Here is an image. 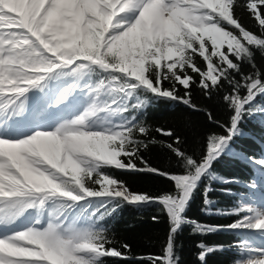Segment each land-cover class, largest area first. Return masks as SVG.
<instances>
[{
	"label": "snow or ice",
	"instance_id": "obj_1",
	"mask_svg": "<svg viewBox=\"0 0 264 264\" xmlns=\"http://www.w3.org/2000/svg\"><path fill=\"white\" fill-rule=\"evenodd\" d=\"M238 7L258 23L261 36L237 17ZM253 49L264 54V0H246L242 6L239 0H0V230L29 212L40 217L24 230L0 235V264L129 260L130 246L122 245L126 251L112 247L105 221L122 205L140 203L161 206L170 224L164 256L153 257L151 264H177L174 238L190 223L184 216L190 193L226 150L254 159L229 147L243 134L246 117L264 120V106L256 103L264 97V72ZM244 64L250 73L242 71ZM61 77L74 82L56 97V105L80 90L90 98L85 112L53 131L8 138L25 118L43 120L46 109H31L28 94ZM193 85L209 98L225 85L230 88L223 95L231 111L229 122L220 125L224 134H210L199 159L181 150L183 141L171 129L155 131L172 143L141 139L150 135L142 120L150 101L198 110ZM157 143L174 154L183 174L162 172L144 159L141 150ZM256 162L264 167V161ZM107 169L163 176L174 182L175 191L156 197L133 193ZM211 190L205 188V205ZM226 214L240 219L197 225L195 231L264 230V216L249 207ZM198 247L202 264L208 254L223 250L221 245ZM234 247L241 255L249 253L234 264H264V249Z\"/></svg>",
	"mask_w": 264,
	"mask_h": 264
},
{
	"label": "trees",
	"instance_id": "obj_2",
	"mask_svg": "<svg viewBox=\"0 0 264 264\" xmlns=\"http://www.w3.org/2000/svg\"><path fill=\"white\" fill-rule=\"evenodd\" d=\"M239 3L242 6L246 0H239ZM236 15L248 30L257 36L262 35L258 23L245 8L238 7ZM253 50L257 68L264 72V54L259 50ZM197 63L201 68L205 67L202 58L197 57ZM242 71L248 74L252 69L244 64ZM192 75L197 81L199 80L198 76ZM169 86L165 81L164 87ZM191 91L192 101L198 110L170 100L150 101L142 116L143 123L150 129V135L141 139L172 143V139L155 131L156 128L171 129L183 141L180 145L181 150L199 159L205 150L207 137L213 133L224 134L220 125L229 122L231 111L225 105L223 95L230 91V88L225 85L220 91L214 92L211 98L195 85L191 87ZM180 94L183 95L182 88ZM244 94L246 93L242 89L241 95ZM256 103L264 106V97H257ZM208 113L212 114V119H209ZM241 128L243 134L236 137L229 147L235 153L242 152L254 159L238 158L225 152L214 162L209 175L201 178L196 189L190 193L184 213L190 223L184 224L174 238L177 264H202L198 259L202 252L198 245L201 244L206 248L223 246L222 251L208 254L204 264H234V261L242 258L240 250L234 247L243 244L246 240L240 230H217L207 234L195 231L197 225L202 228L214 227L239 220V216L226 213L250 203L255 192L264 193L263 177L248 161H264V120L246 117L242 121ZM141 155L151 166L159 168L162 172L177 175L184 173L174 154L160 143L149 144L147 150H141ZM121 159L125 158L121 157ZM106 171L115 178L123 180L133 193H146L156 197L175 191L174 182L163 176L115 169ZM208 187L212 189L207 193L210 203L205 205V188ZM99 202L96 201L97 204ZM91 203L92 201H89V204ZM153 216L158 217V222L153 221ZM105 224L108 227V235L113 241L112 247L126 251L122 245L130 246V252H126L130 257L129 260L106 258L107 264H151L153 257L164 256V249L169 241L170 224L166 213L161 211V206L144 203L124 204L119 208L118 214H114V218H106Z\"/></svg>",
	"mask_w": 264,
	"mask_h": 264
},
{
	"label": "rangeland",
	"instance_id": "obj_3",
	"mask_svg": "<svg viewBox=\"0 0 264 264\" xmlns=\"http://www.w3.org/2000/svg\"><path fill=\"white\" fill-rule=\"evenodd\" d=\"M122 19H129L128 17H122ZM71 77H61L59 79H55L52 81L47 82L45 87V94L39 97L37 99V102L34 105L29 106L31 109H39L40 107L44 106L43 109H46V115L44 116L43 120L53 121L56 118L61 117L63 115H67V113L71 112V109H78L77 113L81 116L85 110L87 109L90 98L85 95L83 91L77 90L75 91L65 103L57 106L55 103L56 97L59 96L60 92L63 90V88L68 87L69 84L73 83V80H70ZM29 97V94H28ZM39 101H43L42 103H39ZM51 104V105H49ZM51 106L55 107L56 113L54 115L51 113ZM79 116V117H80ZM78 118V117H76ZM23 120L21 123L23 126H17L13 129L11 133H8V138L10 139H19L22 137H25L27 135L32 134L35 130H41V131H53L55 130V127H35L38 123H33L31 120L27 119ZM41 121V120H40ZM61 122V121H60ZM59 122V123H60ZM35 125V126H34ZM45 128V129H43ZM226 152H228L226 150ZM257 171H259L263 177L264 180V167H262L260 164H258L256 161L248 160ZM244 207H249L254 210V214L264 216V193L258 194L255 192L254 196H252V199H250V203H246ZM40 218L36 213L29 212L26 213L24 217H22L13 227L8 229L0 230V235H6L8 233L21 231L29 226L33 225L35 220ZM23 222V223H22ZM18 225V226H17ZM24 226V227H23ZM14 228V229H12ZM246 237L245 242L243 243L244 247L246 249H264V230H240ZM249 253L245 252L241 259H246L248 257Z\"/></svg>",
	"mask_w": 264,
	"mask_h": 264
},
{
	"label": "bare ground",
	"instance_id": "obj_4",
	"mask_svg": "<svg viewBox=\"0 0 264 264\" xmlns=\"http://www.w3.org/2000/svg\"><path fill=\"white\" fill-rule=\"evenodd\" d=\"M26 120H27V118H25L24 123H27ZM22 123H23V122H22ZM22 123H20L19 126H23L24 124L22 125Z\"/></svg>",
	"mask_w": 264,
	"mask_h": 264
}]
</instances>
